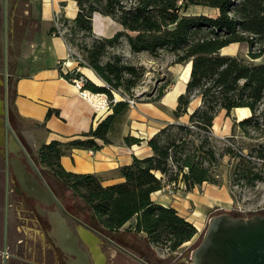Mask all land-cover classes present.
Segmentation results:
<instances>
[{"label": "trees", "instance_id": "trees-1", "mask_svg": "<svg viewBox=\"0 0 264 264\" xmlns=\"http://www.w3.org/2000/svg\"><path fill=\"white\" fill-rule=\"evenodd\" d=\"M75 1L76 18L70 24L64 22L67 40L80 51L83 63L78 66L91 69L103 85H95L80 73L61 76L67 80L82 78L84 90L105 94L112 113L82 139L50 142L35 155L29 153V157L39 178L71 217L142 261L158 263L161 260L151 245L174 253L196 235V230L175 210L152 202L151 194L165 184L181 183L185 192L203 183L219 185L217 169L225 157L233 161V185L253 188L264 183V63L221 54L231 44L241 43L247 45L251 61L264 54V0ZM198 8L217 13H190ZM94 14L111 18L122 30L109 39L92 38ZM75 40L79 43L75 44ZM124 44L135 56L147 53L158 57L166 52L174 57L171 65L190 63L185 91L177 98L173 116L179 119L187 115L195 98L199 106L188 115L187 123L168 124L150 138L147 145L153 155L133 158L130 165L121 167L122 183L103 187L94 175L65 172L59 160L72 149L97 151L101 147L98 142L110 144L108 137L130 108L123 100L113 103L114 94L133 97V90L145 73L143 67L130 64L118 52ZM168 87H159L153 101L160 100ZM13 96L14 90L9 86L11 126L16 120ZM237 108L250 112L248 117L234 122L248 143L237 144L231 136L230 144L216 146L212 134L214 119L221 111L229 116ZM123 141L127 146L141 142L133 137ZM70 197L73 203L68 204Z\"/></svg>", "mask_w": 264, "mask_h": 264}, {"label": "crops", "instance_id": "crops-1", "mask_svg": "<svg viewBox=\"0 0 264 264\" xmlns=\"http://www.w3.org/2000/svg\"><path fill=\"white\" fill-rule=\"evenodd\" d=\"M77 13L75 0H0V143L3 141V99L9 86L14 90L11 101L16 117L14 126H10L28 155H35L42 145L53 141L67 143L82 139L84 134L95 129L112 113L110 108L96 112L90 103L79 97L78 90L70 80L61 76L57 67L58 62L67 59L69 50L77 51L68 42V35L59 33L61 30L57 29L55 23L58 18L59 22L70 24ZM121 30V26L111 18L93 15L92 38L109 39ZM86 42L88 44L89 40ZM121 53L129 60L138 56L132 55L126 44ZM182 68L185 72L183 85L178 83V76V81L169 86L160 100L130 107L108 137L110 144L98 142L101 147L97 151L70 150L59 160L63 170L76 175H94L103 187L122 183L124 179L119 175V169L130 165L133 158L152 156L147 141L168 124H185L184 120L194 111L190 110L189 105L187 115L179 119L173 116L177 98L185 91L190 63ZM79 73L95 85H103L91 69L80 67ZM114 98L119 101L118 95H114ZM8 105L7 97V111ZM249 115L250 112L242 119ZM218 116L213 121V136H217L215 120ZM239 120L235 114L230 124L231 131L235 130L234 122ZM126 137L141 142L127 146L123 141ZM2 150L0 147V252H6L8 258H0V264H33L37 259L34 249L38 241L42 246L39 263L46 264L48 250L44 243L45 237L37 229L35 219L24 209V194L20 196L16 192L17 184L11 170L6 167ZM217 192L219 198L212 196ZM225 192L221 184L203 183L189 192L184 191L181 183L173 187L165 184L160 191L151 194V201L175 210L178 216L191 223L196 230L192 241L205 231L210 219L206 216L207 210L216 202L228 204ZM191 214L194 216L190 217ZM190 241L181 248L190 244ZM109 248L113 250L111 262L119 256L121 260H125L129 254L135 256L113 244ZM150 248L155 254L157 249L162 253L163 249L166 251L155 245ZM188 253H185L184 258ZM150 264L156 263L151 261Z\"/></svg>", "mask_w": 264, "mask_h": 264}, {"label": "water", "instance_id": "water-1", "mask_svg": "<svg viewBox=\"0 0 264 264\" xmlns=\"http://www.w3.org/2000/svg\"><path fill=\"white\" fill-rule=\"evenodd\" d=\"M3 104V141L0 147L3 148L6 167L11 170L17 184L16 192L37 204V210L49 222L55 246L64 254L75 257L73 264H90L87 254L77 246L79 240L89 249L93 264H105V256L98 247L101 236L76 219L77 233L69 227L66 221L68 213L39 178L36 166L12 131L8 121L6 93ZM44 208L54 210L46 211ZM129 255L140 264H146ZM186 257L188 264H264V216L243 218L228 213L212 216L199 245Z\"/></svg>", "mask_w": 264, "mask_h": 264}, {"label": "rangeland", "instance_id": "rangeland-1", "mask_svg": "<svg viewBox=\"0 0 264 264\" xmlns=\"http://www.w3.org/2000/svg\"><path fill=\"white\" fill-rule=\"evenodd\" d=\"M190 13H205L210 16H215L217 12L214 10L198 8L193 9ZM74 43L77 44L79 42L78 40H75ZM75 49L80 55V51L76 47ZM117 50L121 53L123 47H120ZM249 52L250 51L247 45L245 43H241L231 44L230 46L224 48L221 54L227 56H236L240 59L245 60L246 62H253L254 64L264 63V54L259 59L251 61L248 56ZM173 59L174 57L171 54L162 52L158 57H151L147 53H141L135 58H133V60H129L130 64L134 66H141L145 70L142 80L133 90L134 107H136L138 103L155 102L153 100L157 95L158 88L165 84H167L168 86H170L171 84H175V82L178 81V76V83L183 85V82L185 81V72L182 67L184 65H171ZM115 95L118 94L115 93ZM118 98L119 100H122V97L120 95H118ZM198 106L199 100L195 98L190 104V110H194ZM238 109L235 110V112H230L228 117L225 112L222 111L218 118L215 120V132L217 136H214V138L216 146L224 147L225 145L230 144L231 142L229 138L231 136H234L235 143L237 144L248 143V141H246L241 136L238 129L232 131L230 129V124L232 123L233 116H235V114L240 120H242V117L249 114L248 109L244 111ZM187 120L188 118H186L184 122L187 123ZM232 164L233 161L230 160L229 157H225L222 160L219 168L217 169V174L219 176L217 181L225 188V198L228 204L216 202L217 204H213V206L207 210L206 216L211 218L212 216L222 213H235L238 214L239 217L243 218H249L254 215L264 216V183H258L253 188L239 187L233 185L231 182ZM218 194L219 192H217L215 195L212 194V196L218 197ZM67 203H73L71 197L68 199ZM193 216V214L190 215V217ZM140 236H143V234H140ZM201 239L202 235L198 237L196 236L192 241H190V244H188L184 248L180 247V250H177L174 253L165 251L164 249L162 253L159 249H157L156 255L161 261L156 264H173L175 263V257H177V254H179V260L183 259L185 257V253L194 250L199 245ZM98 247L101 250L102 255L105 256L107 260L109 259L108 261H110L113 250H111L106 244H103L102 242L98 245Z\"/></svg>", "mask_w": 264, "mask_h": 264}, {"label": "flooded vegetation", "instance_id": "flooded-vegetation-1", "mask_svg": "<svg viewBox=\"0 0 264 264\" xmlns=\"http://www.w3.org/2000/svg\"><path fill=\"white\" fill-rule=\"evenodd\" d=\"M7 113H8V111H7ZM19 195L23 196L22 193L19 194ZM22 200H23L24 209H26V211L29 212L30 215L35 219L36 224H37V229L40 231V233H43V235L45 237V242L44 243H45V247L48 250V253H47L46 258H45V263L46 264H73L75 262V257L66 255L58 247L56 248L55 240L52 238V236L50 234L51 228H50L49 222H48L46 217L41 216V214L39 213V211L37 210V204L34 201L27 199L26 197L23 198ZM44 209L46 211L54 210L53 208H44ZM66 221H67L69 227L72 229V231L76 234L77 233L78 224L74 221V218L69 215V217L66 218ZM99 236H101V235H99ZM101 242L103 244H106L108 247H112V244L117 246V247H119L118 245H116L115 243H113L109 239L105 238L104 236H101ZM77 246L83 252H85L87 254L89 263L93 264L92 255H91L89 249L86 246H84V244L80 240L77 243ZM41 247H42L41 246V242L38 241L37 247H35V249H34L36 251L37 259H36V261H34L33 264H41V263H39V261H41V258H40L41 257L40 253L42 252L41 251ZM53 254H54V256H53ZM0 258H5L6 259V258H8V254H6V256H2ZM105 259H106L105 264H125V263L140 264L138 261L133 259L130 255H129V257L126 258L127 260L126 259L125 260H121V259H116L115 258L116 260H113V262H111V260L108 261L109 259L107 260L106 257H105ZM185 259H187V257L184 258V260H179L177 258L175 260V263H173V264H188ZM139 260H141V259H139Z\"/></svg>", "mask_w": 264, "mask_h": 264}, {"label": "built area", "instance_id": "built-area-1", "mask_svg": "<svg viewBox=\"0 0 264 264\" xmlns=\"http://www.w3.org/2000/svg\"><path fill=\"white\" fill-rule=\"evenodd\" d=\"M56 27L58 30H61V34H67L68 30L64 23L59 22L58 18L56 21ZM79 63H83L82 56L79 55L77 52H74L73 50H69V55L65 61L58 62L57 67L62 74L67 73H79L80 67L78 66ZM70 82L73 84V86L78 90L79 97L88 103L91 104L93 109L96 112L109 109L111 102L108 100L107 96L105 94H94L87 90L83 89L84 80L82 78H71ZM115 95V94H114ZM134 95L133 97H128L124 95L122 97V100L127 102L130 107H134ZM113 103L116 102L115 98L112 101ZM172 187L175 186L174 184H171ZM168 251V249H166ZM6 252H0V257L6 256Z\"/></svg>", "mask_w": 264, "mask_h": 264}]
</instances>
